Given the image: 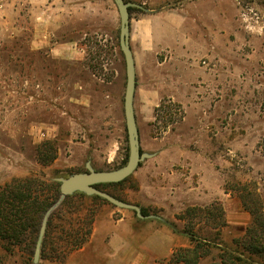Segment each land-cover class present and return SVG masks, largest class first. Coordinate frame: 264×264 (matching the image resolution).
Returning <instances> with one entry per match:
<instances>
[{"label": "rangeland", "instance_id": "374dc122", "mask_svg": "<svg viewBox=\"0 0 264 264\" xmlns=\"http://www.w3.org/2000/svg\"><path fill=\"white\" fill-rule=\"evenodd\" d=\"M126 2L137 9L131 24L164 8L152 18L154 37L130 28L144 158L108 189L173 230L233 247L252 222L240 194L264 204V0ZM120 28L114 0H0V185L12 170L58 181L127 164ZM97 214L99 239L39 264H154L168 254L169 239L135 210L108 201ZM124 217L132 230L117 255L111 240ZM136 241L162 257L129 252ZM0 264L34 263L22 248L0 247Z\"/></svg>", "mask_w": 264, "mask_h": 264}, {"label": "trees", "instance_id": "16d2710c", "mask_svg": "<svg viewBox=\"0 0 264 264\" xmlns=\"http://www.w3.org/2000/svg\"><path fill=\"white\" fill-rule=\"evenodd\" d=\"M128 10L137 9L129 7ZM54 152L49 154V159L55 158ZM40 161L42 164L48 162L42 152ZM129 180L130 176L120 182L100 183L96 187L123 200L108 188L123 186ZM240 195L251 213L252 222L244 237L235 239L233 247H222L207 235L186 227L183 231L190 237L191 244L176 247L169 257L158 259L154 264H264V204L250 194ZM59 196L60 182L47 181L39 176L14 177L0 185V247L9 253L22 248L29 259H33L43 216ZM106 202L98 195L83 192L67 196L50 216L41 257L63 262L71 253L81 249L92 236L98 208ZM141 213L145 217L156 215L144 206H141Z\"/></svg>", "mask_w": 264, "mask_h": 264}, {"label": "water", "instance_id": "95a60500", "mask_svg": "<svg viewBox=\"0 0 264 264\" xmlns=\"http://www.w3.org/2000/svg\"><path fill=\"white\" fill-rule=\"evenodd\" d=\"M114 1L117 4L121 15L120 46L123 50L126 61L127 85L125 93V116L130 148L129 159L127 164L119 170L97 171L89 167L87 172H79L66 178H58V181L60 182V196L57 201L48 208L43 216L33 255L34 264H39L43 241L51 214L62 204L67 196L75 192H83L88 195H98L118 207L135 210L140 218H160L158 215L145 217L142 215L141 207L138 205L120 200L109 192L96 187V185L100 183H115L126 179L137 169L139 163L144 158V155L141 154L139 130L134 112L136 71L134 54L130 45L131 17L128 9L131 5L125 0Z\"/></svg>", "mask_w": 264, "mask_h": 264}, {"label": "crops", "instance_id": "0c3cea01", "mask_svg": "<svg viewBox=\"0 0 264 264\" xmlns=\"http://www.w3.org/2000/svg\"><path fill=\"white\" fill-rule=\"evenodd\" d=\"M164 7H161L160 9H151V12L150 13H147L145 16H143L142 18H139V19H136L135 20V24L132 23L131 24V27H132V30H131V34L133 33V28H135L137 26V28H140V29H144L146 32H148L149 34L153 35L154 37V28L152 26V18L154 15L156 14H160L162 12ZM155 11V10H159L158 12H152V11ZM55 49H61L60 47H56ZM160 157V156H159ZM26 174L25 173H16L15 171H10L8 173L7 176H5V178L3 179V181H6L7 179H11L13 177H21V176H25ZM0 182H2V180H0ZM164 184V183H163ZM162 183H160V186H163ZM145 219V223L146 226L144 228H147L149 227V229L151 230H154L156 231L159 236L161 234V237L163 238H168L169 241H168V251H167V255H165L164 257H167L169 255H171V253L173 252V250L176 248V247H186L189 242L191 243V240H190V237L183 231H176V230H173V228L171 227V225L167 222V221H164L162 220V218H158V217H152V218H143ZM132 219H129V218H122L119 220V222H117V226H115V236L113 235L112 236V240H111V244H112V248H110L112 251H115L116 250V253L115 254H119L120 253V250L122 249L123 247V241H124V236L125 235H128L129 232H131L132 228H131V222ZM166 222L165 224L163 222ZM103 230V225L101 223H95V227L93 229V233H92V236H91V243L93 242L94 239H99V233L100 231ZM145 230V229H144ZM154 233V232H153ZM184 236V237H183ZM145 237V236H144ZM144 238L142 237L141 240H143ZM126 244V243H125ZM133 247L135 248V252H138V253H147L149 254V256H154V258H160L162 257L161 255H157L156 253H154L150 247V245H145L142 247H140V242L136 241V245H130V247L128 248L129 252L132 251Z\"/></svg>", "mask_w": 264, "mask_h": 264}]
</instances>
